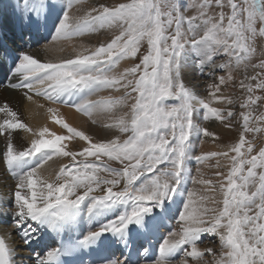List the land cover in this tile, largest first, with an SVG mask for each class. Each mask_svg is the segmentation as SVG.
<instances>
[{
	"label": "snow or ice",
	"instance_id": "6c2138e0",
	"mask_svg": "<svg viewBox=\"0 0 264 264\" xmlns=\"http://www.w3.org/2000/svg\"><path fill=\"white\" fill-rule=\"evenodd\" d=\"M79 2L17 0L14 11L25 28L39 32L54 27L50 39L36 55L24 50L18 53L19 60L8 74L7 87L26 90L24 95L29 100L31 92L89 117L96 110L126 104L130 98V112L108 125L128 135L123 141L117 136L93 142L84 132L57 118L56 109L48 108L55 123L70 135H57L42 128L38 139L17 150L11 139L13 132L31 129L11 110L8 101L3 102L0 112L11 119L0 123V136L7 142L0 161L15 184L9 189L8 199L0 201V214H4L7 204L21 245L36 240V232L62 236L79 231V214L85 215V208L89 219L107 214L112 217L95 229L89 228L82 238L61 239L59 247L46 246L43 254L29 253L32 264H173L177 254H182L178 264H189V258L196 264H264V146L253 155L254 146L245 136L261 129L250 127L251 113L243 111V130L228 151L193 155L192 137H216L194 122V113L202 110L204 120L214 118L222 123L234 113L228 110L225 114L211 107L210 101L198 97L182 79L189 53L195 54L193 71L201 76H215L217 71L230 69L233 61L237 67H247L257 51L254 41L257 36L264 38V0H193L187 6L184 0H127L114 6L97 3L82 16H76L72 9ZM183 7L196 9V14L185 16ZM226 7L230 9L227 14ZM213 8L219 11L210 15ZM113 26L119 34L90 51L86 49L87 54L59 62L37 58L40 52L54 51L56 42ZM144 40L147 50L141 52ZM138 54L139 63L114 72L121 60L136 58ZM220 56H227L228 62L217 63ZM7 59L6 46L0 40V65ZM251 67L260 71L240 82V88L249 94L240 105L242 109L261 99L253 98L255 90H264V59ZM231 79L230 74L215 77L207 85L208 96L231 104L230 99L217 95ZM105 89H123V96L96 101L86 98ZM169 100L175 103H167ZM255 119L264 121V113ZM46 134L51 138L46 139ZM72 137H79L86 146L79 151H66L63 142ZM55 156L70 157L71 163L61 166L55 178L48 181L38 170ZM219 157L230 160L226 176L215 173L222 180L214 184L211 179L191 176L189 160L203 164ZM103 158L119 161L123 167H110ZM219 166L217 159L214 167ZM189 180L203 185L204 194L198 196L196 191L187 189ZM250 187L253 190L249 191ZM100 191L103 194H97ZM217 191L222 201L217 200ZM178 198H182L181 206L174 211L172 205ZM219 204L222 207L209 206ZM172 220L177 221L178 227L162 237L154 253L151 239L162 224ZM105 233L115 239L105 237ZM205 234L219 237L218 256L213 248L197 247ZM141 237L144 246L133 252L131 245ZM117 245L124 249L119 257L115 255ZM14 251L0 236V264H16ZM205 253L213 259L205 261Z\"/></svg>",
	"mask_w": 264,
	"mask_h": 264
},
{
	"label": "rangeland",
	"instance_id": "374dc122",
	"mask_svg": "<svg viewBox=\"0 0 264 264\" xmlns=\"http://www.w3.org/2000/svg\"><path fill=\"white\" fill-rule=\"evenodd\" d=\"M84 3L83 8L80 9V12L76 13V16L80 15L82 16L85 12L89 11L91 7H95L97 3H104L109 6H114L119 3H125L127 0H80V2ZM81 2V4H82ZM193 0H184L185 6L191 5ZM219 9L213 8L209 10L210 15H214L217 13ZM225 13L227 14L230 9L227 7L224 9ZM182 12L185 16H191L196 14V9L191 8V7H183ZM184 28L187 29V24L184 25ZM119 34V29L115 26L111 28H104L100 29L95 32L91 33H86L84 36L81 37H76L75 39L80 40L83 42V45H85L86 49L88 51L94 49L95 47L99 46L100 43H106L110 39L114 37V35ZM84 40V41H83ZM44 43L41 45H38V47H43ZM254 45L257 49L256 53L251 56L247 62V67H245L243 64L237 67L235 65V62L233 61L232 67L230 69H225V70H220L215 73V76H209V75H204L201 76L199 75L198 72H194V60H195V54L194 53H189V56L186 60L188 62V69L186 67L182 71V79L186 86H188L198 97L205 99L206 102L210 101V106L215 107L218 109H221L227 113L228 110L233 111L234 116L230 120H226L223 123L219 120L209 119V120H204L203 119V111H198L201 113L199 121L194 120L196 124H198L200 127L207 128L209 131H212L216 134V137H203L202 135L198 137V140L196 143L193 144V155H200L202 153H207V152H224L228 151V148L230 145L234 144L235 142L238 141L240 132L243 130L242 129V124L243 120L240 116V113L243 111H247L251 113L252 119L249 121V126L250 127H256L260 128L261 131L259 132H248L245 134L246 139L251 142L254 146V151L253 155L259 150L261 146H264V121H259L256 120L255 117L261 115L264 113V90H255L251 95L253 98L255 97H261L260 100H257L255 104H250L249 108L247 109H242L240 107L241 103H243L247 97L248 93L240 88V82L241 80H244L245 76H253L256 74V72L260 71V69H253L251 67L252 64H257L260 62V60L264 59V55H261V49H264V38H260L257 36L256 40L254 41ZM85 49V50H86ZM90 49V50H89ZM147 50V41L144 40L141 42V52H146ZM65 52V50H64ZM81 53L87 54L86 51L82 50ZM78 54V53H77ZM74 53H63L62 55L64 56V59L68 58H75L77 55ZM80 54V53H79ZM73 55V56H72ZM229 58L227 56H220L217 57V63H227ZM139 63V54L136 58H126L121 60L116 68L114 69V72L120 73L123 72L124 69L132 67L134 64ZM188 70V71H187ZM205 72H208V69H205ZM231 75L232 79L227 82L226 85L221 86V92L218 93L217 95H222L232 101L231 104L224 102V101H218V100H212L208 96L207 92V85L212 84L215 81V77L224 75L228 76ZM245 83H252L255 85V81L251 80H245ZM119 97L123 96V89H120L119 91ZM116 93V92H114ZM135 95V94H133ZM117 97V96H113ZM132 99H128L126 104H120L117 105V107H120L121 110V116L124 115L125 113L130 112V105L132 103ZM167 103L173 104L175 103L174 100H169ZM195 114V113H194ZM225 124H230L231 127H225ZM128 133L125 134H118L121 141L127 138ZM95 140V139H94ZM108 139H101L93 142H99V141H106ZM65 150H71V151H79L80 149L79 146H75V150L72 148H68L67 145H65ZM229 155H233V153H230ZM64 158V159H63ZM62 160L65 161L66 159H69V162L71 163V158L70 157H63ZM90 160L93 158H89ZM106 163L110 167H123L119 163V161H108L107 158H103ZM217 159H219V167H214L217 163ZM226 162H228V168L226 169ZM187 164H190L191 166V176L196 177V178H202V179H211L213 183L215 184L217 181L222 180V177H218L215 175L216 172H221L224 174V176L227 175V172L229 171L230 167V160L225 157H219V158H212L207 161H205L203 164H197V162L192 159L187 162ZM199 169V172L197 171ZM226 183V181H225ZM119 187H122L119 186ZM186 188L187 189H192L195 190L197 195L204 194L203 189L204 186L200 184H193L191 180H189L186 183ZM253 190L251 187L249 188V191ZM217 200L222 201V195L217 191L215 193ZM209 206H215V207H222V204L219 205H209ZM251 214V213H250ZM175 222V228L178 226V223ZM174 228V229H175ZM203 244V245H202ZM206 244V245H204ZM198 246L200 248L206 247V248H213L214 251L216 252V255L218 256L221 249H220V242H219V237L217 235H210L207 234L204 236V242L198 243ZM179 259L174 261V263L179 262ZM213 259V256L206 253L204 260L205 261H210ZM200 264H204L203 261L200 262Z\"/></svg>",
	"mask_w": 264,
	"mask_h": 264
},
{
	"label": "bare ground",
	"instance_id": "6f19581e",
	"mask_svg": "<svg viewBox=\"0 0 264 264\" xmlns=\"http://www.w3.org/2000/svg\"><path fill=\"white\" fill-rule=\"evenodd\" d=\"M8 2H11V4L15 5L17 3V0H0V32L1 33L7 32L8 30V18L4 11V9L6 10L7 8L6 6ZM81 2L76 3L74 5V8L72 9L73 15H76V13L80 12V9L83 8L82 6H84V3L82 2L81 4ZM53 47H54V51L48 53L40 52L37 58L40 59L42 62L45 61L59 62L60 60L64 59V56L62 55L63 53H73L74 55V53L79 54L81 53L82 50L85 51L86 49L85 45H83V42L80 40L77 41V39L75 38H73L72 40L56 42L53 45ZM42 48L43 47L34 46L29 49L26 48L24 49V51H30L33 55H36V53ZM185 67L186 69H188L187 68L188 62H186ZM8 82H9V78L6 79V82L3 85H0V107L3 106V102L5 100L8 101L11 110L17 112L18 118L23 123H25L29 129H31V131L29 132H25L24 130H17L13 132L11 139L17 150H23L24 147L30 145L32 139H38L39 138L38 133L42 128H48L51 133H55L57 135H64V136L70 135L66 129H64L61 125L55 123V121L52 119L53 114L47 111L48 108L56 109L57 111L55 115L57 118L63 119L64 122L67 123L70 127L75 128L78 131L84 132L87 136L91 138L92 141H97L98 139L109 140L116 137V135L121 134L117 128L108 126L114 124L115 120L121 116L120 107L118 108L117 106H115L108 110H96L89 117L81 112H77L72 107H69L65 104L52 103L48 101L46 98L42 96H36L34 95V93L31 92L28 93L29 95L32 96V99L29 100L24 95V92L26 90L23 89L13 90L10 87H7ZM113 96L119 97V92H117V90L114 89H105L98 93L89 95L86 98L92 101H96L100 98H110V97L116 98ZM41 105H43V107H41ZM200 116H201L200 112L195 113L194 120L199 121ZM6 118L11 119V117L7 116L6 113L0 112V123H2L3 120ZM45 138L50 139L51 136L46 134ZM191 140H192V144H194L197 142L198 137L194 136L191 138ZM63 143L67 145L68 148H72L74 150H75V146H79V148L77 149H81L84 146H86L85 142L80 140L79 137H72L68 140H65ZM6 147H7V142L5 138L3 136H0V153L6 151ZM62 158L63 156L53 157L52 160L48 161L46 164L43 165L42 168L38 170L39 175H41L44 179L48 181L53 180L55 178V173L60 170L61 166L70 164L69 159L63 161ZM228 165H229L228 162H226V166H225L226 169L228 168ZM188 168L191 170L190 164H188ZM14 184H15V180L12 178L11 173L7 170L6 165L2 161H0V201H6L8 199L9 189L11 187H14ZM97 194H103V192L100 191ZM181 199L182 198H178L176 202L172 205L174 211H178V209L180 208ZM10 206L11 205H9V207ZM3 212L4 214H0V234L6 239V243H8L9 247L15 249L13 253L15 257V261L18 264H21V256L27 252L24 249V245L23 246L21 245V240L15 232L14 225L10 218V213L8 212L7 204L4 205ZM85 216H86V210H85V215L83 214V218ZM103 218L104 217L102 216L98 219H93L97 221L98 223L97 227L99 226L100 223L106 221V220H102ZM175 222L177 221L176 220L166 221L164 224L161 225L160 231L158 233L159 236L157 238L159 241L162 242V237L166 235L168 231L174 230ZM206 235L207 234H205L204 236ZM204 236L202 237L200 243L204 242ZM197 247L200 248L198 244ZM200 249L204 250L206 249V247H202ZM181 255L182 254H177L173 258V264H178V262L174 263V261L179 259ZM189 264H196V262L191 261V258H189Z\"/></svg>",
	"mask_w": 264,
	"mask_h": 264
}]
</instances>
